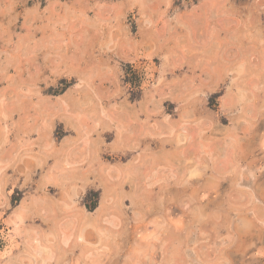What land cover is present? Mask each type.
<instances>
[{"label":"rangeland","instance_id":"obj_1","mask_svg":"<svg viewBox=\"0 0 264 264\" xmlns=\"http://www.w3.org/2000/svg\"><path fill=\"white\" fill-rule=\"evenodd\" d=\"M263 119L264 0H0V264H264Z\"/></svg>","mask_w":264,"mask_h":264},{"label":"bare ground","instance_id":"obj_2","mask_svg":"<svg viewBox=\"0 0 264 264\" xmlns=\"http://www.w3.org/2000/svg\"><path fill=\"white\" fill-rule=\"evenodd\" d=\"M259 11V10H258ZM224 30V29H223ZM211 37V36H210ZM219 52V51H218ZM228 61V60H227ZM229 69V68H228ZM242 71V70H241ZM220 73V72H219ZM212 75V74H211ZM213 76V75H212ZM248 82V81H247ZM251 82V81H250ZM247 87V86H246ZM243 89V88H242ZM240 91H242V90H240ZM243 93V92H242ZM242 95V94H241ZM240 95V96H241ZM246 95V94H245ZM231 107H233V106H231ZM246 109V108H245ZM247 110H251V108L250 107H247ZM254 110V109H253ZM251 112V111H250ZM184 118V117H183ZM264 120V119H263ZM51 124V123H50ZM51 126V125H50ZM179 128V127H178ZM244 129V128H243ZM246 130V129H245ZM247 131V130H246ZM185 133V132H184ZM197 133V132H196ZM195 134V133H194ZM200 137V136H199ZM119 138H121L120 136H119ZM199 139V138H198ZM119 140V139H118ZM180 141V140H179ZM189 141V140H188ZM199 142V141H198ZM181 143H182V141H181ZM264 143V142H263ZM178 146V145H177ZM264 146V145H263ZM184 147V146H183ZM193 147V146H192ZM199 147V146H198ZM194 148V147H193ZM236 148V147H235ZM246 149V148H245ZM260 149H261V147H260ZM200 150V149H199ZM232 150H233V148H232ZM234 151V150H233ZM244 151V150H243ZM182 153V152H181ZM181 153H179L180 155H181ZM234 153V152H233ZM169 154V153H168ZM189 155V154H188ZM179 156V155H178ZM183 156V155H182ZM190 157V156H189ZM240 157V156H239ZM264 157V156H263ZM262 157V158H263ZM244 158V157H243ZM231 159V158H230ZM239 159H241L242 160V158H239ZM226 160V159H225ZM259 160H261V159H259ZM232 163V162H231ZM205 164V163H204ZM224 164V163H223ZM132 166V165H131ZM215 166V165H214ZM227 166V165H226ZM182 167V166H181ZM222 167V166H221ZM196 168V167H195ZM210 168V167H209ZM224 168H225V166H224ZM227 168V167H226ZM133 169V168H132ZM201 169V168H200ZM206 169V168H205ZM216 170V169H215ZM221 170V169H220ZM190 171V170H189ZM191 172V176H195V175H198L199 174V172L197 171V169H193V170H191L190 171ZM215 172H217V171H215ZM223 172H225V171H223ZM182 173V172H181ZM220 173V172H219ZM86 176H87V174H86ZM170 176V175H169ZM212 177V176H211ZM154 178V177H153ZM156 178V177H155ZM86 179V178H85ZM218 182V181H217ZM216 184H218V183H216ZM124 185V184H123ZM240 186V185H239ZM205 188V187H204ZM259 189V188H258ZM264 190V189H263ZM198 191V190H197ZM203 191V190H202ZM245 191V190H244ZM199 192V191H198ZM246 192V191H245ZM262 192V191H261ZM250 194V193H249ZM264 194V193H263ZM205 195V194H204ZM245 195V194H244ZM256 197V196H255ZM243 199V198H242ZM206 202V201H205ZM182 203V202H181ZM201 204V203H200ZM203 204V203H202ZM206 204V203H205ZM244 204H247V203H244ZM200 206V205H199ZM203 207V206H202ZM201 207V208H202ZM236 207V206H235ZM248 208V207H247ZM244 209V208H243ZM260 209V208H259ZM204 210V209H203ZM220 210V209H219ZM200 211V210H199ZM198 211V212H199ZM226 211V210H225ZM261 212V211H260ZM201 213V211L199 212V214ZM205 212L203 211V214H204ZM263 213V212H262ZM205 215V214H204ZM261 216H262V214H260ZM201 215H199V217H200ZM237 216V215H236ZM260 216V217H261ZM206 217V216H205ZM258 217V216H257ZM202 218V217H201ZM244 218V217H243ZM255 218V217H254ZM229 219V218H228ZM245 219V218H244ZM203 224V223H202ZM244 224H246V222L244 223ZM250 225V224H249ZM255 225V224H254ZM246 226V225H245ZM244 226V227H245ZM260 226V225H259ZM240 227V226H239ZM238 227V228H239ZM255 227V226H254ZM184 229V228H183ZM180 230V229H179ZM228 230V229H227ZM231 230V229H230ZM248 230V229H247ZM252 230H253V228H252ZM183 231H185V230H183ZM183 231L181 232V233H183ZM242 231V230H241ZM259 231V230H258ZM244 232V231H243ZM243 232H241L242 234H243ZM252 232V231H251ZM254 232V231H253ZM252 232V233H253ZM238 233H240V231L238 232ZM84 235V234H83ZM182 235V234H181ZM79 237H82V235H80L79 234ZM84 237V236H83ZM82 237V238H83ZM86 237V236H85ZM84 237V238H85ZM184 237V236H183ZM83 238V239H84ZM177 238H179V237H177ZM243 238V237H242ZM244 239V238H243ZM171 242H173V241H171ZM176 243V242H175ZM235 249V248H234ZM181 251V250H180ZM184 252V251H183ZM186 257V256H185ZM183 258V257H182ZM179 259V258H178ZM184 261V260H183Z\"/></svg>","mask_w":264,"mask_h":264}]
</instances>
